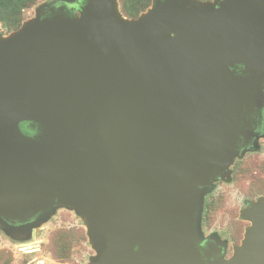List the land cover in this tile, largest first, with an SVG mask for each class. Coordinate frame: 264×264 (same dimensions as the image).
<instances>
[{"label":"water","instance_id":"obj_1","mask_svg":"<svg viewBox=\"0 0 264 264\" xmlns=\"http://www.w3.org/2000/svg\"><path fill=\"white\" fill-rule=\"evenodd\" d=\"M38 8L0 36V225L85 221L87 264H264V196L231 258L201 234L203 196L257 146L264 0Z\"/></svg>","mask_w":264,"mask_h":264},{"label":"rangeland","instance_id":"obj_2","mask_svg":"<svg viewBox=\"0 0 264 264\" xmlns=\"http://www.w3.org/2000/svg\"><path fill=\"white\" fill-rule=\"evenodd\" d=\"M19 1L5 0L0 6L1 12H5L0 21V36L18 30L24 22L36 17L39 7L56 0H35L23 10L18 22L10 13L18 8ZM118 3L123 16L136 19L151 8L153 0H118ZM263 196L264 137L252 151L237 157L229 175L204 194L201 234L204 238L216 236L227 245L226 258H230L233 246L241 244L250 224L240 218L241 211L247 201L254 202ZM94 255L85 221L74 211L57 209L41 226L22 236H13L0 225V264H87Z\"/></svg>","mask_w":264,"mask_h":264},{"label":"flooded vegetation","instance_id":"obj_3","mask_svg":"<svg viewBox=\"0 0 264 264\" xmlns=\"http://www.w3.org/2000/svg\"><path fill=\"white\" fill-rule=\"evenodd\" d=\"M206 1H211V0H206ZM50 5H56L57 7H63L66 11L68 10H71L73 11L74 10V13H77V10L75 9V7H73L69 2H67V0H56L54 1L52 4ZM254 131L256 134H260L262 137H260L257 141V144L259 142V140L261 138L264 137V110L262 111V118L261 120H257L256 124H255V127H254ZM252 202V201H247L246 203V207L248 206V204ZM245 207V208H246ZM244 208V209H245ZM242 212V211H241ZM241 218V217H240ZM250 226V224H249ZM248 227V226H247ZM246 227V228H247ZM246 230V229H245ZM245 233V232H244ZM205 242L207 243V245H209L210 247H213L215 246L216 248L213 247V250H219L220 248H222V253L224 254L225 258H226V255H227V245H224L223 243H221L219 241V239L216 237V236H208V237H205ZM234 247L233 246V251H234ZM233 255V253H232ZM232 257V256H231ZM230 257V258H231ZM229 259V258H228Z\"/></svg>","mask_w":264,"mask_h":264},{"label":"trees","instance_id":"obj_4","mask_svg":"<svg viewBox=\"0 0 264 264\" xmlns=\"http://www.w3.org/2000/svg\"><path fill=\"white\" fill-rule=\"evenodd\" d=\"M4 1L5 0H0V6L4 3ZM34 1L35 0H20L18 3V8L13 10L10 15L14 17L18 22L21 21V14L23 13V10L29 7ZM4 13L0 10V21H3Z\"/></svg>","mask_w":264,"mask_h":264},{"label":"bare ground","instance_id":"obj_5","mask_svg":"<svg viewBox=\"0 0 264 264\" xmlns=\"http://www.w3.org/2000/svg\"><path fill=\"white\" fill-rule=\"evenodd\" d=\"M29 246V245H28ZM36 250H38V249H36ZM34 252V251H33ZM31 253V252H30Z\"/></svg>","mask_w":264,"mask_h":264}]
</instances>
